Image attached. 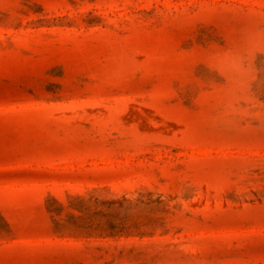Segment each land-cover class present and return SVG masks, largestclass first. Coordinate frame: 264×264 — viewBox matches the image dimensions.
Instances as JSON below:
<instances>
[{"label": "rangeland", "instance_id": "obj_1", "mask_svg": "<svg viewBox=\"0 0 264 264\" xmlns=\"http://www.w3.org/2000/svg\"><path fill=\"white\" fill-rule=\"evenodd\" d=\"M0 264H264V0H0Z\"/></svg>", "mask_w": 264, "mask_h": 264}]
</instances>
